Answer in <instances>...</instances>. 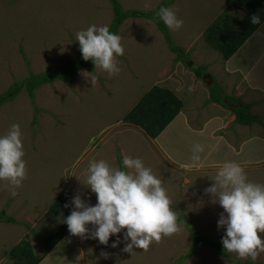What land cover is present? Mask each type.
I'll return each instance as SVG.
<instances>
[{"label":"rangeland","instance_id":"rangeland-1","mask_svg":"<svg viewBox=\"0 0 264 264\" xmlns=\"http://www.w3.org/2000/svg\"><path fill=\"white\" fill-rule=\"evenodd\" d=\"M160 1L120 3L126 9L155 10ZM172 4L170 8L183 26L169 31L189 52L187 60L178 59L155 21L129 17L121 21L116 33L124 48V55L115 57L118 74L110 76L95 66L81 69L71 83L52 81L37 88L34 97L22 89L0 104V137L12 124L20 125L27 169L15 197L8 182L0 180V211L5 210L17 221H0V264H13L7 252L24 238L30 239L41 255L46 237L58 231L63 221L50 211V205L68 190L71 201L79 194L95 206L96 195L84 184L89 163L104 160L120 170L119 159L123 161L125 156L141 159L162 181L172 201L171 209L179 208V231L163 236L159 244L153 242L147 252L134 249V255L123 251L126 229L111 236L108 245L69 232L40 264H238L237 260L264 264V252L256 260L241 259L236 253L227 256L208 244L195 243L197 233L222 241L226 231L218 227L222 207L205 194L218 171L214 166L217 162L210 165V157L236 162L249 181L264 185V139H258L263 146L251 145L256 153L244 152L236 141L248 131L264 137V21L224 61L206 42L204 32L222 15L244 17L251 7L243 0H175ZM113 22L110 0H0V94L31 72L54 68L78 56L77 32L91 25L110 27ZM191 65H203L205 78L196 76ZM85 72L88 77L82 75ZM93 76L94 87L89 80ZM209 80L219 81L228 93L244 102H254L250 109L262 116V122L237 125L232 111L206 102ZM155 84L178 91L192 127L214 126L211 120L219 116L215 129H204L200 135L178 122L161 138H155L126 121V113ZM208 135L214 145L212 151H206L202 166L190 171L181 168V164L192 163L193 146L207 141ZM122 170L128 171L124 165ZM87 227L90 233L95 230L93 225ZM260 235L264 239V233ZM118 237L121 242L113 248ZM102 253H107V258Z\"/></svg>","mask_w":264,"mask_h":264},{"label":"clouds","instance_id":"clouds-1","mask_svg":"<svg viewBox=\"0 0 264 264\" xmlns=\"http://www.w3.org/2000/svg\"><path fill=\"white\" fill-rule=\"evenodd\" d=\"M158 15L170 30H179L183 26V21L177 18L171 8L161 7ZM250 22L253 25L260 24L259 14L252 15ZM76 40L79 42L82 58L85 61H93L96 69H101L110 76L120 72L115 57L123 56L124 48L121 46L120 36L111 33L107 25L99 27L91 25L86 30L77 32ZM86 74L88 73H82L88 77ZM205 75L206 71L199 78H205ZM208 77L213 81L211 74L208 73ZM89 80L94 87L96 77L93 76ZM210 80L208 85L212 86L214 82L210 83ZM215 82L222 88L224 97L229 95L240 97L228 93L219 81ZM177 92L175 91L178 95ZM224 97L222 102L211 100L210 91V96L205 101L218 103L217 105L224 111L225 109L232 111V102ZM187 112V108L184 112L183 104L161 134L168 129L171 130L178 122H181L184 128L197 131L200 135L204 129L209 131L215 129V125L205 126L202 129L192 127ZM232 112L236 122L237 115ZM218 118L220 117L216 115L211 121ZM161 134L155 138H161ZM192 151V163L181 164V168L190 171L202 166L199 153L204 151L203 146L196 144ZM24 155L20 125L12 124L7 134L0 137V180L8 182L11 195L14 197L18 195L16 189L27 176ZM123 165L128 171L112 168L104 160L91 161L84 184L96 195L97 203L92 206L77 194L72 199L71 205H65V207L72 205L74 207L71 214L62 222L67 224L71 235L81 238L90 236L98 239L103 245H108L111 236L126 229L124 233L126 244L123 251L134 255V249L147 252L153 242L159 244L163 236H172L179 231L176 217L179 208L171 209L172 201L162 187V181L150 168L145 167L141 159L125 156ZM214 166L218 171L215 177L211 178L214 183L205 189V194H210L211 202L218 203L223 209L218 220V227L226 229L221 241L223 248L229 253H236L241 259L251 257L252 260H256L259 253L264 252V239L260 235L264 233V185L249 181L244 169L234 161L217 162ZM88 225H93L95 230L90 233ZM120 242L118 237L111 246L118 247ZM102 255L105 258L108 256L107 253Z\"/></svg>","mask_w":264,"mask_h":264},{"label":"trees","instance_id":"trees-1","mask_svg":"<svg viewBox=\"0 0 264 264\" xmlns=\"http://www.w3.org/2000/svg\"><path fill=\"white\" fill-rule=\"evenodd\" d=\"M114 9V22L110 25L111 33L116 34L121 21L129 17H145L155 21L164 33L165 38L170 44L171 50L177 53L178 59L187 60L189 52L183 46L178 45L172 37L169 28L160 19L158 12L161 7L172 5L175 0H161L155 10H140L126 9L120 0H110ZM251 7V11L247 16L241 17L231 14L222 15L212 25L208 26L204 32V38L210 47L218 51L222 58L228 60L242 45V43L260 26L253 25L250 18L254 14H259L261 22L264 21V0H243ZM93 61H85L82 58V53L68 61L62 62L54 68L47 69L38 73L31 72L23 80H16L10 85L7 92L0 94V104L5 103L10 99V94L16 96L20 90L26 89L31 97H34L35 90L47 83L61 79L66 83H71L74 79L75 72L78 70L94 67ZM192 69L198 77L203 75L205 70L203 65H192ZM214 82L210 86L211 100L222 102L223 90ZM227 101L232 102V111L237 115L236 122L241 125H252L255 122H261L258 114L253 113L250 109L254 102H243L241 97L229 95ZM184 104L175 91L169 87L154 85L146 91L138 100V102L126 113L125 120L141 126L149 135L157 137L168 126L174 116L180 111ZM121 169L123 161L119 159ZM71 196L68 190L63 191L56 200L50 205V211L62 217L63 220L71 214L72 206ZM185 219V218H183ZM180 219V220H183ZM0 221L7 223L17 222L16 219L5 213V210L0 211ZM68 226L66 223H61L58 231L52 232L45 239V249L41 255H38L30 239L24 238L8 250L9 258L13 260V264H39L43 258L68 234ZM195 243H205L214 247L225 254H231L224 250L222 242L210 236L197 233ZM238 264H255L251 261H239Z\"/></svg>","mask_w":264,"mask_h":264},{"label":"crops","instance_id":"crops-1","mask_svg":"<svg viewBox=\"0 0 264 264\" xmlns=\"http://www.w3.org/2000/svg\"><path fill=\"white\" fill-rule=\"evenodd\" d=\"M230 68H232V66H229ZM228 69V68H227ZM229 70V69H228ZM231 72H233V71H231ZM259 79H262V78H260V77H258ZM263 80V79H262ZM257 94H259L260 95V93H258L257 92ZM215 121L216 120H214L213 121V123H212V125L214 124L215 125ZM218 126V125H217ZM163 134V133H162ZM161 134V135H162ZM261 138H263L264 139V137H262V136H260L259 134H252V133H250L249 131H248V134H246L241 140H236V141H239L237 144H238V146H242L243 145V151L245 152V150L247 149V150H249V151H247L246 150V152L247 153H256V149H254V148H252L251 147V145L252 144H257V145H261V146H263L262 145V143H261V141H258V139H261ZM206 139H208L207 141H204V142H202V144H200V145H202L203 146V149H204V151L203 152H201V153H199V155L201 156V161H202V159L206 156L205 154H206V151H212V147H213V145H214V139L213 138H211L209 135H208V137L206 138ZM236 141L233 143L234 145L236 144ZM220 149H222V148H220ZM250 149H252L254 152H251L250 151ZM231 151H233V150H231ZM257 151H259L258 149H257ZM233 153V152H232ZM211 156H212V154H211ZM234 156V155H233ZM219 157V156H218ZM264 158V157H263ZM213 159H215V158H212V157H210V159H209V162H210V165L212 166V163H214V162H224V161H229V160H213ZM245 159H250V158H245ZM204 160V159H203ZM43 261V260H42ZM41 261V262H42ZM40 262V263H41Z\"/></svg>","mask_w":264,"mask_h":264}]
</instances>
